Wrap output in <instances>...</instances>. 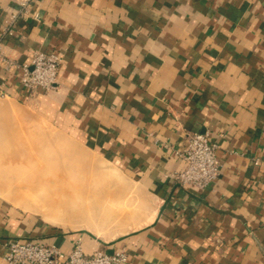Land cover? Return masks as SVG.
<instances>
[{"label":"crops","instance_id":"obj_1","mask_svg":"<svg viewBox=\"0 0 264 264\" xmlns=\"http://www.w3.org/2000/svg\"><path fill=\"white\" fill-rule=\"evenodd\" d=\"M22 1L0 0V100L66 125L153 204L99 236L0 198V264L16 240L124 251L122 264H264V0ZM37 52L60 56L49 91L21 85ZM188 132L219 145L204 189L173 178Z\"/></svg>","mask_w":264,"mask_h":264},{"label":"rangeland","instance_id":"obj_2","mask_svg":"<svg viewBox=\"0 0 264 264\" xmlns=\"http://www.w3.org/2000/svg\"><path fill=\"white\" fill-rule=\"evenodd\" d=\"M0 108V155L20 149L31 159L23 176L0 161L1 199L48 224L92 229L99 236L104 229L113 234L133 230L146 219L133 216L149 210V196L66 125L42 118L33 104L0 100ZM39 174L32 183L26 179ZM68 197L75 202L56 208L58 199L61 204Z\"/></svg>","mask_w":264,"mask_h":264},{"label":"built area","instance_id":"obj_3","mask_svg":"<svg viewBox=\"0 0 264 264\" xmlns=\"http://www.w3.org/2000/svg\"><path fill=\"white\" fill-rule=\"evenodd\" d=\"M32 1H22L26 13ZM34 16L38 19L40 17L37 12ZM0 59L6 62L1 41ZM60 62L58 54L37 52L31 64L22 68L21 85L32 92L39 88L47 91L55 88ZM218 148L219 145L211 140L208 132H188L185 146L178 152L183 168L175 172L173 178L181 186L204 189L213 184L221 174ZM4 257L7 264H122L128 259L124 251L113 254L101 250L87 253L79 242L70 252H65L56 244L26 240L10 242Z\"/></svg>","mask_w":264,"mask_h":264},{"label":"bare ground","instance_id":"obj_4","mask_svg":"<svg viewBox=\"0 0 264 264\" xmlns=\"http://www.w3.org/2000/svg\"><path fill=\"white\" fill-rule=\"evenodd\" d=\"M0 109L3 110L4 108H0ZM29 158L30 157L28 155V151H22L20 149H15L14 151L10 150L9 154H5V152H4V154L0 155V161L3 163L2 166L8 168L9 170L12 169L14 171H17V173H19L22 176L26 172L25 168L26 169L28 168L27 167L29 165L28 163L31 161V159H29ZM40 177H41V175L39 174V175H32L30 177H27L26 179H27L28 182L32 183V181L40 179ZM56 181H58V179L54 180L55 183H56ZM66 200H67V202L60 204V200L58 199V201H56V203H57V207L56 208H58L61 205H67V203L69 204V203L75 202L73 197H71V198L68 197ZM70 208H72V207H70ZM62 211H64V210H62Z\"/></svg>","mask_w":264,"mask_h":264}]
</instances>
